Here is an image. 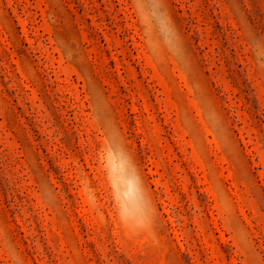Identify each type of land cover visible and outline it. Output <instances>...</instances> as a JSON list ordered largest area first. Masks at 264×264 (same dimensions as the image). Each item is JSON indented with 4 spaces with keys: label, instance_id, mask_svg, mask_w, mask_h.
Listing matches in <instances>:
<instances>
[{
    "label": "rangeland",
    "instance_id": "rangeland-1",
    "mask_svg": "<svg viewBox=\"0 0 264 264\" xmlns=\"http://www.w3.org/2000/svg\"><path fill=\"white\" fill-rule=\"evenodd\" d=\"M0 264H264V0H0Z\"/></svg>",
    "mask_w": 264,
    "mask_h": 264
},
{
    "label": "clouds",
    "instance_id": "clouds-1",
    "mask_svg": "<svg viewBox=\"0 0 264 264\" xmlns=\"http://www.w3.org/2000/svg\"><path fill=\"white\" fill-rule=\"evenodd\" d=\"M121 161H120V169L123 170L127 164L129 162H131L132 158L130 155H126L125 152H121ZM132 167L135 168V164H132ZM136 179H138V177H129L128 179L122 181V194L125 198L132 196L134 194H136ZM114 202H115V198H114ZM119 222L121 223V225L128 227L130 225L132 226H138V225H134V222L129 221V219L127 218L126 214L123 211L122 206L118 205L117 206V213H116Z\"/></svg>",
    "mask_w": 264,
    "mask_h": 264
}]
</instances>
